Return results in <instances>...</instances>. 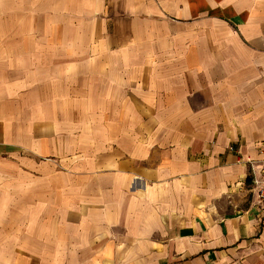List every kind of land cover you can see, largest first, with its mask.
I'll return each instance as SVG.
<instances>
[{
    "label": "crops",
    "instance_id": "crops-1",
    "mask_svg": "<svg viewBox=\"0 0 264 264\" xmlns=\"http://www.w3.org/2000/svg\"><path fill=\"white\" fill-rule=\"evenodd\" d=\"M264 0H0V264H264Z\"/></svg>",
    "mask_w": 264,
    "mask_h": 264
},
{
    "label": "built area",
    "instance_id": "built-area-1",
    "mask_svg": "<svg viewBox=\"0 0 264 264\" xmlns=\"http://www.w3.org/2000/svg\"><path fill=\"white\" fill-rule=\"evenodd\" d=\"M264 160V150L262 151ZM254 192L256 196V206L258 208L264 209V166L261 170L259 178H254L253 180Z\"/></svg>",
    "mask_w": 264,
    "mask_h": 264
}]
</instances>
